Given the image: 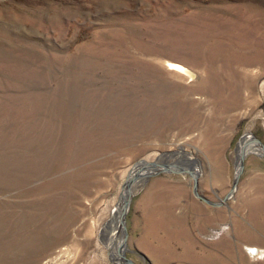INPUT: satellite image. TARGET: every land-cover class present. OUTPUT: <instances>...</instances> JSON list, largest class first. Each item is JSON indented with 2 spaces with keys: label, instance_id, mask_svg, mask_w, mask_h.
Listing matches in <instances>:
<instances>
[{
  "label": "rangeland",
  "instance_id": "obj_1",
  "mask_svg": "<svg viewBox=\"0 0 264 264\" xmlns=\"http://www.w3.org/2000/svg\"><path fill=\"white\" fill-rule=\"evenodd\" d=\"M247 135L264 144V0H0V264H124L104 231L129 190L135 264H261L264 156L221 202ZM156 160L218 204L187 172L131 182Z\"/></svg>",
  "mask_w": 264,
  "mask_h": 264
},
{
  "label": "bare ground",
  "instance_id": "obj_2",
  "mask_svg": "<svg viewBox=\"0 0 264 264\" xmlns=\"http://www.w3.org/2000/svg\"><path fill=\"white\" fill-rule=\"evenodd\" d=\"M168 66H169L170 69H172L174 71H178V72L184 73V74H186L188 76H192L193 75V73L190 70H188L186 67H184L181 64L169 63ZM259 145L260 144H258L256 142L255 138L247 135L244 138V140H243V142L241 144V149H240V153H239L240 156H241L242 153L246 155L250 151L257 152L260 155H262L263 154V150L260 148ZM156 167H163V166L159 162H158V165H156L154 167L147 165V163H145V162L141 163L137 167L135 172H133L132 175H131V177L133 179V182L135 181L136 178L144 179V178L148 177L149 175L156 173L158 170H160V168H156ZM239 167H238V170H239ZM194 174L197 176V172H195ZM132 183L128 186V188L131 187ZM129 191H127L125 193V197H124L125 199H126ZM122 208H120L115 213V215H114L113 219L111 220V222L107 224V227H106V230L104 231V233L106 235L108 234L107 247H108V250L110 252L111 257L113 259L120 260V261L124 262V260L121 257L122 249L124 248L122 246L123 229L121 228L122 226H120V224H121L120 223L121 222L120 214H121ZM127 210H128V208H127ZM127 210H126L125 214L127 213ZM257 252L258 251L256 249V251H254L253 254L256 255ZM126 263L124 262V264H126Z\"/></svg>",
  "mask_w": 264,
  "mask_h": 264
},
{
  "label": "water",
  "instance_id": "obj_3",
  "mask_svg": "<svg viewBox=\"0 0 264 264\" xmlns=\"http://www.w3.org/2000/svg\"><path fill=\"white\" fill-rule=\"evenodd\" d=\"M255 140H256V142L258 144H260V146H261V148L263 150L262 156H264V144L257 137H255ZM244 157H245V154L242 153L241 156H240V162H239L240 169H239V171H238V173L236 175V178H234V180H233V184H232L231 189L224 195V197L221 199V202H224L228 197H230L232 192L235 190L236 184H237L238 179L240 177V174H241V172L243 170ZM156 161H150L149 163L154 165V166H156V165H158V162H156ZM162 166H163V169L161 171L187 172L193 178V192H194L195 196H197L198 198H201L202 200H204L205 202H207L209 204H212V205H217L218 204L217 202H213V201L205 198L204 196H202L198 192V179H197L198 177L194 174V170L192 168H187L186 169V168H183V167L180 166L179 169L176 170V169H174L175 166L173 164H168V163H163ZM131 182H133V179H132ZM130 200H131V191L128 192V195H127L126 200H125V204H124V206L122 208V211H121V214H120L121 221H122V228H123L122 246L124 247L122 249L121 257L128 264H135L133 260L129 259L126 256V240H127V237H128V232H127V228H126V220H125L126 214H125V212H126L127 208H129ZM251 250L252 251H256V248L252 247Z\"/></svg>",
  "mask_w": 264,
  "mask_h": 264
},
{
  "label": "crops",
  "instance_id": "obj_4",
  "mask_svg": "<svg viewBox=\"0 0 264 264\" xmlns=\"http://www.w3.org/2000/svg\"><path fill=\"white\" fill-rule=\"evenodd\" d=\"M247 245V246H257L258 248H261L262 244L261 243H257V242H252V241H249V242H246L244 241L243 242V245ZM261 264H264L263 261H261Z\"/></svg>",
  "mask_w": 264,
  "mask_h": 264
},
{
  "label": "built area",
  "instance_id": "obj_5",
  "mask_svg": "<svg viewBox=\"0 0 264 264\" xmlns=\"http://www.w3.org/2000/svg\"><path fill=\"white\" fill-rule=\"evenodd\" d=\"M247 251H248L249 254L254 255L253 254L254 251H252L251 249H248Z\"/></svg>",
  "mask_w": 264,
  "mask_h": 264
}]
</instances>
